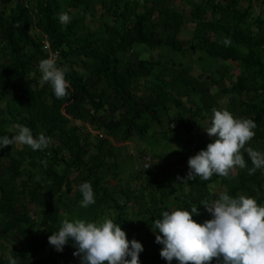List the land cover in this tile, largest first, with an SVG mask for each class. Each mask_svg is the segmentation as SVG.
<instances>
[{"label":"trees","instance_id":"16d2710c","mask_svg":"<svg viewBox=\"0 0 264 264\" xmlns=\"http://www.w3.org/2000/svg\"><path fill=\"white\" fill-rule=\"evenodd\" d=\"M96 6L100 13L92 27L86 18L96 17ZM61 13L70 15L68 23L59 21ZM185 23L193 24L188 40L179 38ZM135 43L161 52L141 58ZM166 50L172 56L162 58ZM194 52L201 53L196 64L185 60ZM50 53L68 68L63 99L40 83L38 62ZM213 109L252 119L255 136L246 147L264 153V0H0V138L11 139L20 124L51 141L44 150L0 148V264H9V256L17 264H80L71 240L57 251L48 237L65 219L104 218L142 244L140 264H169L153 231L164 211L197 206L200 214L192 218L203 223L212 218L203 204L220 192L264 206V168L249 174L247 152V166L236 168L224 191H210L215 174L178 179L187 175L189 157L214 139L201 132L203 120L210 126ZM153 128L159 133L153 141L180 144L173 150L176 166L169 169L170 162L156 153L149 168L142 158L141 166L130 168L133 175L123 178L118 143ZM130 180L145 185L141 190ZM83 182L95 194L87 208L80 206Z\"/></svg>","mask_w":264,"mask_h":264},{"label":"clouds","instance_id":"9594fccd","mask_svg":"<svg viewBox=\"0 0 264 264\" xmlns=\"http://www.w3.org/2000/svg\"><path fill=\"white\" fill-rule=\"evenodd\" d=\"M70 20L67 13L59 15L62 24ZM224 40L225 46L230 45ZM58 53H50L38 62L41 73L40 83L49 84L57 99L68 95L70 87L65 78L67 67L58 66ZM16 135L11 139L0 138V148L17 145L28 146L32 150H44L51 143L44 134L33 136L29 127L15 125ZM255 122L250 118H236L226 109H213L210 126L204 128L214 139L195 155L189 157V171L181 181L200 177L209 180L214 174L227 177L236 168H245L243 152H247L253 168L249 174L264 168V153L246 147L254 138ZM82 194L80 206L87 208L95 203V194L90 182L79 186ZM204 208L211 219L203 223L193 220V214L199 215L197 206L191 210L177 208L164 211L161 218L155 219V242L163 245L160 256L171 264H209L216 259L220 264H264V206L257 204L252 197L239 195L237 198L220 192L212 203L205 202ZM75 248L73 256L80 258V264H140L139 253L142 244L129 241L119 224L110 218L99 223L76 219H65L58 231L52 232L48 243L57 251H62L69 241ZM9 264L17 260L9 256Z\"/></svg>","mask_w":264,"mask_h":264},{"label":"rangeland","instance_id":"374dc122","mask_svg":"<svg viewBox=\"0 0 264 264\" xmlns=\"http://www.w3.org/2000/svg\"><path fill=\"white\" fill-rule=\"evenodd\" d=\"M176 2L179 3V0H176ZM256 3V2H255ZM254 3V7L252 8V14H256L258 12V4ZM244 4H246V1H244ZM97 12H96V17L91 18L90 16H87L86 18V23L87 25H90L92 27L97 26V17L98 14L100 13V9L96 6ZM70 18V15H68ZM192 28H193V24L192 23H185L182 27V31L179 33V38L184 39V40H188L191 37L192 34ZM133 51L136 52L138 54L139 57H150V56H156V54L159 52H161L160 50L156 49V50H150L149 48H147L145 45L143 44H139V43H135L133 45ZM172 56V53H170L169 51H165L162 58H167L169 56ZM201 55V53L199 52H194L192 54H190L189 56H187V58L185 59L186 61L189 59H193L195 61L196 64V59L197 56ZM202 58H204L205 60H207V58L202 55ZM199 67H196L195 65H193V68L191 70V72L193 73V75H198L199 73ZM214 90V88H213ZM185 99V98H184ZM219 103L222 105H225L227 99L224 96H220L219 97ZM76 123H79V121H75ZM166 124V122H164ZM84 126V125H83ZM85 127H91L89 125H85ZM208 127V119L203 120L202 124H201V132L202 133H206V131L204 130V128ZM95 132V131H93ZM154 135L158 136L159 133L155 132V129L153 128L151 130V132H149V134H147L145 137H141L138 138V136H134L133 138H131V141H128L126 143H122L121 141L118 143V145H123V149L120 153L119 156V170L121 171V176L127 177V175L132 174L133 175V170H130L131 167H133V163H134V168L141 166V161L142 158H144L143 156L145 155H149V157L151 156V158L154 160L155 159V155L156 153H160L161 154V158L163 160H168L170 162L169 164V169H173V167L176 166V156L173 153V150H175V148H179L180 144L179 143H173V147H170V145L168 144V142H164V140H158V142L156 143L154 140ZM180 135L181 136H185L183 131H180ZM14 148L13 149H20L23 146L22 145H17V144H13ZM142 152V153H140ZM13 153V152H12ZM139 154H141L140 156H138ZM134 155L136 157V155L138 157H136L135 161H134ZM9 162V159L7 157H3L2 158V163L7 164ZM132 169V168H131ZM236 172V169L231 172L227 177H221L216 175L215 178L216 180L213 181L210 185H209V189L211 192H217V191H224L225 189V181L227 179H230L231 177L234 176ZM132 186L136 185V188L138 187L139 189L142 190V188L144 187L145 183L144 182H140L137 180H130L129 182ZM213 201H211L212 203ZM28 209L32 212L33 211V204L31 202L28 203ZM128 211H131V208L128 209ZM6 256L9 255V251L8 249H5L2 251ZM78 259H80L79 257H77Z\"/></svg>","mask_w":264,"mask_h":264},{"label":"built area","instance_id":"2783aa9c","mask_svg":"<svg viewBox=\"0 0 264 264\" xmlns=\"http://www.w3.org/2000/svg\"><path fill=\"white\" fill-rule=\"evenodd\" d=\"M150 157L149 155H145L144 156V160H143V167L144 168H149V165H150Z\"/></svg>","mask_w":264,"mask_h":264}]
</instances>
